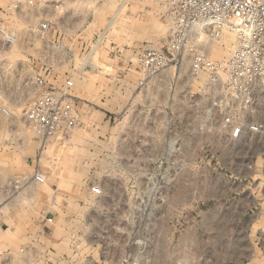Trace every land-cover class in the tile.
Returning a JSON list of instances; mask_svg holds the SVG:
<instances>
[{
	"label": "rangeland",
	"instance_id": "1",
	"mask_svg": "<svg viewBox=\"0 0 264 264\" xmlns=\"http://www.w3.org/2000/svg\"><path fill=\"white\" fill-rule=\"evenodd\" d=\"M11 1L0 0V25L17 39L0 42V108L9 112H0V185L19 188L0 212V264H264V164L255 157L264 152V125L220 149L202 129L188 136L192 121L169 112L160 145L130 135L139 114L128 112L133 95L119 77L128 69L146 75L142 52L163 46L169 22L160 0L145 1V41L135 48L127 40L137 32L126 31L134 0H33L18 16ZM44 19L50 30L42 35ZM203 41L211 60L226 62L239 38L224 30ZM189 67L185 59L180 74L196 94L206 77L193 79ZM33 72L57 85L72 80L80 100V125L44 145L14 105L19 79ZM171 92L161 97L168 106L178 101ZM258 113L264 123V102Z\"/></svg>",
	"mask_w": 264,
	"mask_h": 264
},
{
	"label": "built area",
	"instance_id": "2",
	"mask_svg": "<svg viewBox=\"0 0 264 264\" xmlns=\"http://www.w3.org/2000/svg\"><path fill=\"white\" fill-rule=\"evenodd\" d=\"M169 29L163 46L146 49L140 62L147 76L174 69L173 83L180 77L181 66L189 61L193 79L206 77L200 92L189 97V104L199 114L200 129L218 124L228 141L239 143L247 132L260 134L255 122L264 102V0H160ZM33 0H12L7 6L15 16L22 14ZM50 30L46 19L39 24L45 35ZM235 33L239 42L226 62L211 60L203 39L217 41L223 31ZM0 42L13 46L16 36L0 25ZM14 105L25 125L40 135L41 144L63 138L81 123L79 99L74 96V82L68 78L62 85L48 79L45 72H33L19 79L14 88ZM2 115L9 116L5 107ZM34 181L44 184L46 176L36 172ZM18 185H0V212L7 200L18 192ZM48 223L52 219L47 220ZM128 264H142L133 260Z\"/></svg>",
	"mask_w": 264,
	"mask_h": 264
},
{
	"label": "crops",
	"instance_id": "3",
	"mask_svg": "<svg viewBox=\"0 0 264 264\" xmlns=\"http://www.w3.org/2000/svg\"><path fill=\"white\" fill-rule=\"evenodd\" d=\"M145 1L146 0H134L135 9L132 10V8H130L128 10V16L133 18L134 25L132 24L127 26L128 29H126V31L135 32L134 34H136L137 32L136 36H134L130 40H127V42H129L128 46L133 48L139 47L145 41L144 35L142 34L146 33L147 31L145 21L148 15L147 11H145L144 8ZM184 77H182V75L180 74V77L176 81L174 89L171 88L173 78L167 79L165 76H163V74L147 76L137 69H128L122 74L121 77H119L124 93H128L130 97L131 95H133V98L130 100L127 106L128 112L131 115L133 107H136V110L139 114L136 125H134L132 122H129L128 124L129 129L135 130L133 131V134L130 133V135H133V138L135 139L137 138L139 140V144L149 143L150 145L156 146L160 145L163 142L164 119H166V115L168 112L173 113L175 117L178 118L179 122H181V120L183 119L192 121L186 127L188 136H191L194 129L196 130V132L203 131L205 132L206 137H208L209 139V144L215 146L218 149H220L221 147V142H224L226 140L228 141L227 136L223 132H221L218 124H209L206 128L200 130L199 121L198 124L195 123V119H198L197 110L196 108L190 106L189 103H186L189 101L190 95L195 94V92L191 90L192 85L188 86V90L186 89L189 82H187V84H184ZM164 90H167L168 93L172 91L171 93L174 96L176 95L178 97V101L175 102L176 108L173 104H171V106H168L167 104H164L162 102L161 97ZM135 99H138L139 101L137 106H134L133 104L134 101H136ZM182 100L186 102L179 103ZM255 122L260 126L264 125V123H262L259 119V113L255 118ZM176 130H178L179 133L181 132L180 130H182V128ZM249 134L253 136L258 135L257 133L247 132L239 143L244 142L245 138ZM255 157L260 158L262 160V163L264 164V152H256ZM143 159H146V157H143ZM263 174V170H261V175ZM257 177L260 176L257 175Z\"/></svg>",
	"mask_w": 264,
	"mask_h": 264
}]
</instances>
